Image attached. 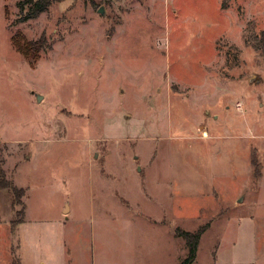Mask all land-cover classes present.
Listing matches in <instances>:
<instances>
[{"label": "rangeland", "instance_id": "374dc122", "mask_svg": "<svg viewBox=\"0 0 264 264\" xmlns=\"http://www.w3.org/2000/svg\"><path fill=\"white\" fill-rule=\"evenodd\" d=\"M18 1L0 0V264H177L175 231L206 225L191 264H264V0L26 20ZM16 32L49 49L31 62Z\"/></svg>", "mask_w": 264, "mask_h": 264}, {"label": "trees", "instance_id": "16d2710c", "mask_svg": "<svg viewBox=\"0 0 264 264\" xmlns=\"http://www.w3.org/2000/svg\"><path fill=\"white\" fill-rule=\"evenodd\" d=\"M53 1L60 0H20L19 4V18L21 20L32 19L36 17L42 11H45L49 4ZM12 45L15 50H18L23 56L29 59L31 62L39 57L41 51L49 49V43L47 44L45 36H41L33 41L27 40L19 32L14 33L12 36ZM206 226L200 227L195 232L186 231L183 229H177L175 233L178 236H182L185 240L187 248L186 255L180 259L177 264H191L196 257L197 245L201 234L205 230Z\"/></svg>", "mask_w": 264, "mask_h": 264}, {"label": "water", "instance_id": "95a60500", "mask_svg": "<svg viewBox=\"0 0 264 264\" xmlns=\"http://www.w3.org/2000/svg\"><path fill=\"white\" fill-rule=\"evenodd\" d=\"M98 11L100 12V14H104V7L103 6H100L98 8ZM35 96H37V100H40L42 98V96L40 94H37V93H36ZM241 198L242 197H239L238 200L241 201L242 200Z\"/></svg>", "mask_w": 264, "mask_h": 264}, {"label": "crops", "instance_id": "0c3cea01", "mask_svg": "<svg viewBox=\"0 0 264 264\" xmlns=\"http://www.w3.org/2000/svg\"><path fill=\"white\" fill-rule=\"evenodd\" d=\"M241 197H242V196H241ZM241 199H242V198H241ZM237 200H238V199H237ZM242 200H243V199H242ZM242 200H241V201H242ZM241 201L238 200V202H241ZM242 215H243V214H242ZM242 215H237V214H236V215H233V216L230 217V218H235L236 221L238 222V225H239V224L241 223V221H242V220H240L239 218H242V217H243ZM230 218H229V219H230Z\"/></svg>", "mask_w": 264, "mask_h": 264}]
</instances>
